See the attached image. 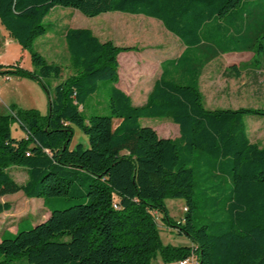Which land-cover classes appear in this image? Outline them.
<instances>
[{"label":"trees","instance_id":"obj_1","mask_svg":"<svg viewBox=\"0 0 264 264\" xmlns=\"http://www.w3.org/2000/svg\"><path fill=\"white\" fill-rule=\"evenodd\" d=\"M56 6L88 18L154 19L183 50L161 62L145 102L132 106L113 86L117 55L133 48L65 29L71 74L50 87L61 68L33 44L47 34L43 20ZM0 23L32 66L0 65V75L32 80L47 96L45 115L15 105L0 115V198L21 192L61 202L45 221L1 239L0 264H150L156 257L172 264L190 254L196 264H264V142L251 143L244 123L264 109L206 110L197 86L203 66L221 54L250 53L255 68L264 62V0H0ZM99 86L108 114L83 117L78 107ZM141 118L169 119L178 136L158 137ZM14 123L23 138L12 136ZM72 126L86 147L69 148ZM12 167L26 171L24 184ZM165 199L183 201L181 221L169 217ZM10 209L0 201V214ZM154 214L189 245L163 244Z\"/></svg>","mask_w":264,"mask_h":264},{"label":"rangeland","instance_id":"obj_2","mask_svg":"<svg viewBox=\"0 0 264 264\" xmlns=\"http://www.w3.org/2000/svg\"><path fill=\"white\" fill-rule=\"evenodd\" d=\"M43 24L47 26V34L35 41L33 49L43 56L47 63L56 64L61 68L58 80L47 81L50 87L71 74L69 55L62 36L65 29H89L99 41H110L117 47L133 48L117 55L118 81L113 86L117 87L121 84L125 88L131 87L132 105H141L143 102L141 99L136 100L132 95H143L149 90L153 80L159 75L158 65L164 60L175 58L183 50L177 39L166 32L160 23L140 15L114 12L88 18L76 10L56 6L48 12ZM11 52H13L12 48L9 53ZM26 56L27 59L20 63L25 69L32 68L29 55ZM250 58V53H225L203 66L197 86L204 109H264V62L255 68L250 64ZM230 66L235 67L237 73L231 71ZM3 77H9L11 80L6 81L8 78L4 80ZM17 81L22 82L23 79L0 76V86L7 87L10 83ZM110 86L106 85L105 88ZM14 89L12 98L19 107L36 109L41 115L47 113V96L37 85L33 83V87L30 88V85L21 83ZM106 91L107 89L99 86L93 95L84 100L78 107L83 117L108 114ZM7 112L9 110L5 109V114ZM138 122L140 126L154 130L158 137L175 139L178 136L177 126L169 119L141 118ZM117 123L118 120H113L112 126L114 127ZM244 123L249 141L261 146L264 142V117L245 116ZM71 129L73 136L69 148H73L78 143L86 147V137L76 127L72 126ZM11 134L14 137L22 135V130L16 123L11 126ZM24 176L26 178V174ZM14 180L20 184L21 178L14 176ZM0 201L8 202L12 207L10 212L0 216V230L10 226L23 229L28 225L34 226L45 221L41 219V211L37 209V207L42 208L40 205L43 202L42 199H27L22 193H16L7 195L6 199H0ZM164 205L174 222L181 221L184 210L182 200L165 199ZM154 218L163 244L189 245L185 237L178 235L175 229L164 225L158 214H154ZM12 264L29 263L21 260ZM150 264L162 263L156 257Z\"/></svg>","mask_w":264,"mask_h":264},{"label":"crops","instance_id":"obj_3","mask_svg":"<svg viewBox=\"0 0 264 264\" xmlns=\"http://www.w3.org/2000/svg\"><path fill=\"white\" fill-rule=\"evenodd\" d=\"M158 23H160V22H158ZM11 48H12L13 52L9 53V51H10ZM27 54L28 53L26 51H23L21 49V47L13 39L10 38L8 32L5 30V28L0 23V65L7 66V65H12V64H14L17 61H19V62H22V60L25 61L27 59L26 58L27 57L26 56ZM176 57H178V56H176ZM172 59H174V58H172ZM20 66L23 67L21 65V63H20ZM158 67H159V75H160L161 63L158 65ZM31 69L32 68H28V70H31ZM159 75H158V77H159ZM158 77H156V79H154L153 82L155 80H157ZM3 78H4V80H5V78H8L6 81H10L11 80L9 77H3ZM15 79H23V81L22 82L21 81L20 82L17 81V82H14V83L12 82V83H10V85H7V87L0 86V115L5 114V109L6 110H9V107L11 105H15L18 108H21V107H19V105H17L16 103H14V100L12 98L13 91H15L14 88H15V86L17 84L25 83L26 85H30V88L33 87V83L35 85H37L35 82H33L32 80H29V79H24V78H15ZM117 81H118V79H117ZM153 82H152V84H153ZM152 84H151V87H152ZM151 87L143 95H138L137 94V95H132V97L136 98V100L141 99L143 101V102L141 101L142 102L141 105H142L145 102L146 96H147L148 92L150 91ZM116 88L119 89L121 92H123L129 98V100H130L131 90H132L131 87H128V88L126 87L125 88L121 84L120 85L118 84ZM130 103H131V100H130ZM131 105H132V103H131ZM132 106H140V105H132ZM46 107H47V103H46ZM24 136L25 135L22 132V135L21 136L15 137V138L20 139V138H23ZM12 170L14 171L13 174H12ZM10 174H11V176H12L13 179H14V176H18V178H21L20 184H24L26 182V180H27V175H26V178L24 176V174H26V171L24 169L20 168V167H12L11 170H10ZM18 193H21V192H18ZM0 199H3L4 200V199H6V196L1 197ZM27 199H29V198H27ZM60 203L61 202L58 199L49 200L48 205H46V203L42 202V204H40V205H42V208H38L37 207V209L41 211V215H40L41 216V219H43V220L44 219L45 220L47 219V217L49 215V210H48L49 207H53V208L59 207L60 206ZM46 207H47V210H46ZM10 211H11V209L9 211L3 212L2 214H0V216L6 215ZM18 229H20V228L19 227L16 228L15 226H10L8 228L1 229L0 230V241H1L2 238L7 237L9 234H15ZM167 244L172 245L171 243H167Z\"/></svg>","mask_w":264,"mask_h":264},{"label":"built area","instance_id":"obj_4","mask_svg":"<svg viewBox=\"0 0 264 264\" xmlns=\"http://www.w3.org/2000/svg\"><path fill=\"white\" fill-rule=\"evenodd\" d=\"M26 155L28 156L29 154ZM174 264H195V258L192 254H190L186 259L175 262Z\"/></svg>","mask_w":264,"mask_h":264},{"label":"bare ground","instance_id":"obj_5","mask_svg":"<svg viewBox=\"0 0 264 264\" xmlns=\"http://www.w3.org/2000/svg\"><path fill=\"white\" fill-rule=\"evenodd\" d=\"M195 258V257H194ZM195 264H196V261H195Z\"/></svg>","mask_w":264,"mask_h":264}]
</instances>
